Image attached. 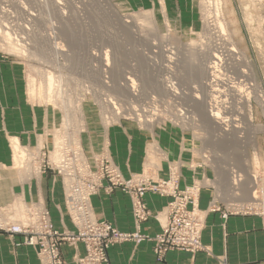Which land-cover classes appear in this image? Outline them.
I'll use <instances>...</instances> for the list:
<instances>
[{"label":"rangeland","instance_id":"374dc122","mask_svg":"<svg viewBox=\"0 0 264 264\" xmlns=\"http://www.w3.org/2000/svg\"><path fill=\"white\" fill-rule=\"evenodd\" d=\"M0 11V119L18 131L0 127L9 156L2 167L26 183L50 172L61 185L62 221L71 224L56 226L41 203L13 200L0 206V234L13 246L32 248L40 264H67L63 247L82 243L74 264H109L112 246L150 241L161 261L172 250L209 252L201 242L206 211L259 216L264 225V0H0ZM49 75L56 102L31 94L38 85L44 92ZM183 88L196 97L169 99ZM119 123L156 140L162 134L183 159L161 161L167 153L152 145L151 160L124 175L104 133ZM117 190L129 196L133 231L93 210L94 195ZM204 193L212 196L205 211ZM146 194L166 199L153 235L141 231L159 214Z\"/></svg>","mask_w":264,"mask_h":264},{"label":"crops","instance_id":"0c3cea01","mask_svg":"<svg viewBox=\"0 0 264 264\" xmlns=\"http://www.w3.org/2000/svg\"><path fill=\"white\" fill-rule=\"evenodd\" d=\"M2 73L5 74V71ZM32 110L31 120L35 126H39L38 115L36 122V119L34 120L36 111ZM37 113L39 114L38 110ZM0 127H4L10 134L18 135V131H13V124L8 122V118L0 119ZM104 133H106L105 140L113 161L124 175L140 171L147 160H151L152 155L149 150L152 145L155 146V149L160 148L168 155L166 159L161 158L155 150L154 157L156 159L159 157L161 161H170L174 158L183 159L180 146L172 149L168 145L170 141L162 134H158V140H156V136L152 135L149 130H141L132 123H119L110 126ZM31 140L34 138H30ZM35 140H37L36 134ZM137 144L141 146L137 147ZM8 158L6 136L0 132V206L13 200H17L19 203L38 202L49 208L51 219L56 226L70 227L71 224L66 217L62 221L64 214L62 213V190L59 180L54 179L53 175L48 172L42 173L27 183L18 182L23 177L16 171L14 178L17 182L13 175L8 179L7 169L2 167L3 165L7 167ZM164 168L165 163L161 162L160 173L164 171ZM211 198V194L201 195L199 199L201 210H206ZM144 201L153 215L159 213L157 218L152 216L141 226L142 232L153 235L161 229L164 213L160 212L166 205V199L146 194ZM91 203L96 216L100 219L107 220L120 231L134 230L131 204L127 194L118 190L110 195L99 193L92 197ZM201 242L207 247L208 253L206 251L189 253L172 250L168 251L161 261H158L153 253L152 242L144 241L139 244L124 242L114 245L108 250L109 264H221L222 261L226 264H264V225L259 216L227 215L223 217L222 210L206 211ZM82 253V243L76 245L75 248L67 245L62 249L63 258L67 264H74V257L82 255ZM0 264H40V262L32 248L15 247L8 237L0 234Z\"/></svg>","mask_w":264,"mask_h":264},{"label":"bare ground","instance_id":"6f19581e","mask_svg":"<svg viewBox=\"0 0 264 264\" xmlns=\"http://www.w3.org/2000/svg\"><path fill=\"white\" fill-rule=\"evenodd\" d=\"M217 4H218V2H217ZM216 5V4H215ZM217 6V5H216ZM215 6V7H216ZM210 8V7H209ZM213 9V8H212ZM215 9V8H214ZM217 9H218V12H220V9H219V7H217ZM206 10V9H205ZM204 10V11H205ZM208 11V10H207ZM1 12V11H0ZM4 12V11H3ZM213 12H214V10H213ZM216 12V11H215ZM214 12V13H215ZM207 13V12H206ZM219 14H221V13H219ZM206 15V14H205ZM217 16V15H216ZM219 16V15H218ZM207 18H209V17H207ZM216 19V18H215ZM220 19V18H219ZM218 20V19H217ZM125 21V20H124ZM208 21V20H207ZM222 21V20H221ZM126 22V21H125ZM219 22V21H218ZM218 22H216V23H218ZM215 23V22H214ZM3 25V24H2ZM104 25V24H103ZM122 25V24H121ZM217 25V24H216ZM219 26H220V29H221V31H222V28L224 29V27L225 26H223L222 25V23H220V24H218ZM135 27V26H134ZM208 27V26H207ZM216 27V26H215ZM1 28V27H0ZM207 30V29H206ZM217 30H219V29H217ZM209 31V30H208ZM214 31V30H213ZM213 31H211V32H213ZM4 32V31H3ZM3 32H1V33H3ZM223 32V31H222ZM207 32H205V34H206ZM209 33H210V31H209ZM221 33V32H220ZM2 35V34H1ZM217 35V34H216ZM221 36V35H220ZM3 37H6V36H4V34H3ZM220 39V38H219ZM3 39L1 38V41H2ZM225 40V39H224ZM83 41V40H82ZM217 41V40H216ZM220 41V40H219ZM227 40H225V42H226ZM115 42H116V40H115ZM118 42V41H117ZM218 42V41H217ZM228 42V41H227ZM39 46V45H38ZM12 48H13V46H11ZM40 48V50L38 49V53H41V51H42V49H41V47H39ZM208 48V47H207ZM14 49V48H13ZM25 50V49H24ZM37 50V49H36ZM23 51V50H22ZM35 51V50H34ZM44 51V50H43ZM58 51V50H57ZM113 51V50H112ZM111 50L109 51V52H112ZM36 53V52H35ZM113 53H114V51H113ZM105 54V53H104ZM111 54V53H110ZM180 55L179 56H181V53H179ZM42 55V54H41ZM184 56V55H183ZM37 57H39V55L37 56ZM112 58L113 59H115L116 57H114V55L112 56ZM183 58V57H182ZM108 54L106 53L105 55H104V60L106 61V63H108L107 61H108ZM172 59V58H171ZM170 59V60H171ZM84 61V60H83ZM203 62V61H202ZM86 63V62H85ZM121 64V63H120ZM85 65V64H84ZM106 65V64H105ZM113 65L114 66H117V64L116 63H114V61H113ZM87 66V65H86ZM94 66V65H93ZM107 66V65H106ZM204 66V65H203ZM205 67V66H204ZM198 68V67H197ZM92 69V68H91ZM96 69V68H95ZM192 69V68H191ZM89 73V72H88ZM192 73L193 74H196V72L195 71H193V69H192ZM93 74V73H92ZM92 74H90V75H92ZM94 77V76H93ZM88 78V77H87ZM46 79V78H45ZM89 79V78H88ZM91 79V78H90ZM126 79H128V78H126ZM40 81V80H39ZM45 81V80H44ZM47 82H46V84H45V86H43L44 87V92L43 93H41L40 91L42 90V88H41V90H40V86H42V85H38L39 87H38V92H37V88L36 89H32V88H34V86L30 89L31 90V94L32 95H37V96H39V98H42V99H45V100H47V101H55L56 102V100H54V98H53V92H55V88L56 87H54L53 86V78H52V76L51 75H49L48 77H47V80H46ZM92 81V80H91ZM128 81H130V83L132 84H128V85H130V87H132V86H134L133 85V81L132 80H128ZM128 81H126L127 83H128ZM186 81H188V77L187 76H184L179 82L180 83H184V82H186ZM39 83H41V82H39ZM91 84L93 83V82H90ZM127 83H126V85H127ZM174 83V82H173ZM206 83V82H205ZM44 84V83H43ZM199 84L201 85V83L199 82ZM33 85V84H32ZM35 85V84H34ZM88 85V84H87ZM199 85V86H200ZM204 85V84H203ZM176 86H178V85H176ZM202 86V85H201ZM36 87V86H35ZM193 87V86H192ZM93 88H95V87H93ZM132 88H134V87H132ZM191 88V87H190ZM195 88V87H194ZM58 89V88H57ZM135 89V88H134ZM182 89V88H181ZM186 90L187 89H189V88H185ZM197 89V88H196ZM195 89V90H196ZM130 90H132V89H130ZM58 91H59V89H58ZM136 91V90H135ZM134 91V92H135ZM203 91V90H202ZM94 92V91H93ZM92 92V93H93ZM133 92V91H132ZM133 92V93H134ZM173 92V91H172ZM201 92V91H200ZM57 93H60V91L59 92H57ZM96 93V92H95ZM189 92H187V91H185L184 90V88H183V91L180 93V95H179V93H177V91H174V94L173 95H171L172 97H170L169 99H174V98H176V97H179V98H181L182 100L183 99H185V98H194V97H196V96H194V94H191V93H189ZM194 93V92H193ZM55 95H56V92L54 93ZM171 94V93H170ZM175 94H178L179 96H176ZM94 95V94H93ZM196 95V94H195ZM59 97V96H58ZM196 99V98H195ZM44 100V101H45ZM96 100V99H95ZM192 100V99H191ZM194 100V99H193ZM100 101V100H99ZM174 101V100H173ZM54 102V103H55ZM59 102V101H58ZM186 102V101H185ZM47 103V102H46ZM50 103V102H49ZM53 104V103H52ZM58 104V103H57ZM108 104H110V103H108ZM106 106V105H105ZM111 108V107H110ZM117 108V107H116ZM197 108H198V106H197ZM106 109V108H105ZM189 109V108H188ZM113 110V109H112ZM119 111V110H118ZM191 111V110H190ZM114 112H117V111H114ZM181 112V111H180ZM106 113V112H105ZM113 113V112H112ZM187 113V112H186ZM116 115V114H115ZM176 115V114H175ZM179 116V115H178ZM186 116V115H185ZM202 116V115H201ZM215 116H217V115H215ZM219 116V115H218ZM105 118H107V117H105ZM178 118V117H177ZM213 118V117H212ZM215 118H217V117H215ZM181 119V118H180ZM184 119V118H183ZM105 120H108V119H105ZM210 120H213V119H210ZM220 120V119H219ZM197 121H198V119H197ZM205 121H207V120H204L203 122H205ZM208 122H209V119H208ZM213 122H216V121H213ZM207 123V122H206ZM106 124V123H105ZM207 125H208V127H209V124L207 123ZM231 125V124H230ZM200 126V125H199ZM204 127V126H203ZM204 129V128H203ZM206 129V128H205ZM204 129V130H205ZM210 129V128H209ZM208 130V129H207ZM225 130V129H224ZM216 131V130H215ZM207 133V132H206ZM223 133V132H222ZM230 133V132H229ZM228 133V134H229ZM224 134V133H223ZM227 134V132L225 133V135ZM219 135H220V132H219ZM219 135H216V136H219ZM236 135V134H235ZM222 136V135H221ZM227 136V135H226ZM226 136H225V138H226ZM229 136V135H228ZM215 137V136H214ZM217 138V137H216ZM222 139V138H221ZM222 140H224V139H222ZM227 143V142H226ZM223 145V144H222ZM224 146V145H223ZM227 147L228 146H226V149H227ZM57 148V147H56ZM229 148V147H228ZM58 149V148H57ZM61 149V148H60ZM211 149V148H210ZM224 149V148H223ZM226 149H224V150H226ZM212 150V149H211ZM219 151V152H225V151ZM212 152H216L215 150L214 151H212ZM60 154H61V152H59ZM58 155V154H57ZM24 157V156H23ZM58 157V156H57ZM19 159V158H18ZM21 160V159H20ZM23 161V160H22ZM221 174V173H220ZM69 180V179H68ZM69 183H70V180L68 181ZM69 183H67V186H69L68 184ZM73 187V186H72ZM71 190H73L72 188H71ZM74 194H75V192H74ZM76 198H77V196H76ZM74 200V199H73Z\"/></svg>","mask_w":264,"mask_h":264}]
</instances>
